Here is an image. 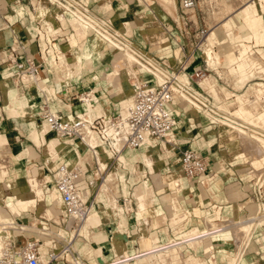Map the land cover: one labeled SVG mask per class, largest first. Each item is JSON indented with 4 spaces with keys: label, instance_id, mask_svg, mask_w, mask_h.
Segmentation results:
<instances>
[{
    "label": "rangeland",
    "instance_id": "1",
    "mask_svg": "<svg viewBox=\"0 0 264 264\" xmlns=\"http://www.w3.org/2000/svg\"><path fill=\"white\" fill-rule=\"evenodd\" d=\"M161 1L163 0H144V2L141 0H133V5L134 4L136 5L135 11H140V9L142 11L141 12L142 19H145L144 23L142 24L148 25V28H150V31H152L153 29L156 30L157 34H156L155 39L153 40L154 44L156 43L154 45V48L156 49L161 48L167 51L169 48L172 47V46L167 47V42L171 43L172 40L170 39V35L168 31L167 33L163 31L164 29L170 30V28L165 27L166 25L164 26V24L163 25L159 24L157 18L164 19V21L171 23V20H170L171 18L169 15L175 18L178 17L179 20L184 21L186 25L185 26L186 30L183 31V35L182 37H180V41L185 44L189 52V56L193 55L195 59L197 60L195 62L197 64L200 61L199 59H202L203 65L201 68L203 69L206 66L207 68L206 74L208 75V78H213L217 86L219 87L223 86L227 90L230 89V87L228 86L234 87V82H236L237 80V76H236L237 73L233 69H231V66H229L226 63V59L223 56V53L226 52L228 49H230L233 42L224 35L220 26H218V22L220 20L224 19L225 16H229L234 13L233 11L231 12V14L227 12V8L225 7V4L227 3H225V0H196V7L186 12L182 11V9L180 8L179 0H171L169 4L167 3L168 7L170 6V3H171L172 8H170L171 7L170 6L169 9H167L168 7L167 5H165L166 2L164 1L161 2ZM51 3L55 6L57 5L55 2H51ZM237 5H238V2L232 3V7L237 6ZM41 7H43L46 11L45 6L40 5V8ZM148 7H152L153 9L157 10V14H148V13L145 14L144 11H147ZM224 7L226 10L223 9ZM249 7L253 8L254 13H258L257 16H255L254 18H251L249 17V15L246 16L245 14H243L240 16L239 19L237 18V20L238 21L245 20L250 23L252 22L254 25H257L258 22L256 21L258 18L256 17H258V15H260L261 11L264 9V2H260L257 4L253 3V4H250ZM59 17H60L59 19L63 22L64 17L63 16H59ZM47 20L50 21L54 19L48 18ZM72 20H75L71 22V26L73 30H74V25L80 28L81 30L78 33H76L74 30L75 34H71L69 36V38L73 37L75 39V43H76L77 38L79 39L84 38L87 33H90L95 38L98 35V33L96 31H93V29H91L88 25L79 22V20H77L74 15L72 17ZM125 25L126 24L123 23L120 29L114 28L116 33L119 35L118 37H116L110 32L112 36H114L116 39L113 37L112 38L118 42H121L122 45L124 44V41L129 43V40H128L129 36L126 34V33H129V30L124 27ZM201 28L205 29L204 35L202 37H200L197 34L198 30ZM57 29L58 28L55 24V21H54V26L52 29H49L47 27V30H50V31L51 30L57 31ZM212 29H214L217 39H216L215 44H211V46L215 50L220 51V56L218 55L217 57L218 58L217 64L216 66H213V67L209 66L208 64L205 65V62H204L205 61L204 55L206 56L205 50L207 48H210L212 50L210 46L205 45L208 41L206 40V37ZM172 30L174 31V29ZM234 31L238 32V30H234ZM167 38H168V41H167ZM122 40L124 41L122 42ZM246 43H248L251 46V50H254L253 51L254 54L255 53L261 54V51H264V45H254V42L252 41H248ZM130 44L132 45L131 47L135 51H137L136 53L142 57L143 61L144 59L145 60L148 59L145 57H149L158 63L159 69L162 73L171 71L169 70L168 67L163 66V64L160 62L161 60L163 61L165 60L164 63H166L170 67H173L172 63L169 60H167L166 54L168 53L166 54L164 53V57H162L161 59L159 58L154 59L148 53L144 52L137 45L133 46L131 42ZM103 46H105V44L102 45L100 50L93 51L92 55L96 57V54L99 53L103 49ZM51 48H50V45L47 47L42 46L43 50H41V54H43L44 60H45V57L47 58L45 52L49 54V57L47 59L48 62H46V64L53 70L54 81L60 84V86L59 88L56 87V89H53L52 86H47L46 83H44V81L43 82H41V80L37 81V85L39 89L45 90V91L42 92L43 94L39 95V98L35 99V114H34V111L32 113L33 117L35 118V125L31 128H29L28 125L24 126L25 137H22V139L25 140L26 144H29V145L34 144L36 151L40 153L39 160L38 162H36L37 164L36 170H39V171L41 170V172L38 175L45 174V176H47L50 179V181L47 184L49 190L48 192H44L42 188L40 187L39 185L40 180L37 178L36 171L35 169L30 167V164L33 162H30L29 164H27L25 167L26 168L25 172L23 171L24 175L21 176L18 181L20 182L19 187H22L21 192L26 193L23 195V197L27 205L22 207L21 210H18L20 213H22L23 216H25V219L27 218V221L25 220V222H23L24 220L22 221L20 219L21 216L17 215L18 211L15 209V206L13 205V203H16L18 201L19 196H15L12 202H7L6 197L11 192L8 191L6 194V197L3 198L2 196L3 191L1 190V186H0V221L3 223H10V225L12 224L11 228H9V231L7 232L8 234H4L3 236H1L0 241L3 240L5 237L17 238L19 241H24L25 238L27 239L39 238L40 239V253L44 256L43 259L47 260L48 255L50 253L58 252L62 248L63 241H64L63 239L66 238L65 240H68L69 244L71 243L70 244L71 252H68V253L72 254V257L76 261L74 260L73 263H70L67 261L66 255L62 254V255H58L49 264H100V257H101L100 248L102 247L105 250L104 258L107 259L106 257L109 255L108 251H112L108 248L110 246V244H108V241L110 240L108 239L104 240V239H101L99 236L96 237L95 235L92 236V232L93 230H96V228H93V229L91 228L87 233L85 232V229H84L83 233L84 234L86 233L85 235H75L73 234L75 233V231L72 228L68 229L67 226L63 227V224H61V226H57L55 222L60 221L61 219L60 212L62 211H58L56 208L54 211H51L50 209L54 205L55 199L58 198L57 195L54 194L52 190L51 169L59 163H65V164L68 163V156L63 155L61 158H59L58 155L52 156L48 154L46 152L45 147L49 144V139L57 141L62 146L67 147L68 152L72 153V157H74V159H77L78 151H80L81 148H79L78 142L74 139H70V138L59 139L58 137H56L54 132H52L47 127L45 122L38 116L39 115L38 113L41 110V105L43 101L47 102V105L51 110L62 111L64 114H67L68 116H74V114H79L80 112L81 114L86 113L87 106L84 100L81 99V97L88 96L91 89L94 90V94L97 96V101L94 102L92 105L90 117H93L98 114H102V111H104L105 114L122 113L124 110V105L120 104V100L115 97L116 91L119 89L125 90L122 100H126L129 97H132L131 87L123 86V82H127L128 80V84L131 83L132 85V81H136L137 79H132L134 77H132L131 79L130 77L122 78V72L118 68L114 67V63L112 64L111 62H107V63L102 62L103 65H107L106 67L109 68L107 69L109 71L104 72V78L97 77V76H95L94 78H90L86 76H83V77L73 76L71 78V73L77 75L79 70L83 69L82 67L85 65V63H83L80 60V62H75L73 64L72 63L64 64V68L66 71L70 73V77L69 78L64 77L61 80L60 78H57L58 73L60 74L61 70L59 68H58L59 70L55 69L50 63L51 53L49 52V50ZM53 49L56 50L57 47L54 46L52 48V51ZM107 49L109 50V52L111 51L113 57L115 53L119 54V51H120V50L115 49L114 47L106 48V50ZM53 52L57 60H59L58 57L60 56L62 57L61 58L62 60H65L67 57H69L59 50L56 51L58 54L55 53V51ZM212 54L216 55L215 53H212ZM112 62H113V58H112ZM88 65H92L91 66L92 70L101 69L100 68L101 65L100 67H96L97 65L95 61H93L92 63L89 62ZM174 69L177 70V67H174ZM185 70L186 72L189 73L194 69L190 70V69H187V67H185ZM48 71L51 73L50 70ZM89 74L91 73L89 72ZM138 76L140 77V80H148L152 82L151 76L150 74L146 73L145 68H141ZM179 78L183 79V76H180L179 74ZM153 79L155 82L154 77ZM202 80L203 78L193 81L192 86L195 90H201V89L203 90L202 95L204 97L203 100L205 101L204 103L206 104V107H202L201 109H198L192 103H190L188 99H186L183 96L177 98L172 103V108L176 115L177 124H178L176 131H175L174 138H173V142L175 143V146L173 147L167 146L166 149H162L160 145L149 148L146 154L149 155L153 160L152 167L147 165L142 157L144 153V146L138 149H133V150L126 148L121 152V154L119 155L120 157L118 158H119V161L123 163L122 161L124 160L121 159V156H123V153L130 152L133 155L127 159L128 162L125 165L118 164V162H115L114 166L111 168L108 167V169L110 171H115L117 173L119 182L120 181L125 182V184L128 186V187L126 186V189L128 192H130L131 195H133L134 201H136V199L134 198V192H135V189H137V187L141 191H146V190L149 191L151 189L150 190L151 199L150 201H148L149 203L153 201V195L154 197H160V196L164 197L166 195L167 198H169V196L172 195L173 192H175V189L177 188V187H174L173 189H169V188L159 189L158 187H156L154 180L159 178L162 174L169 172V171L178 173L182 181L179 186V190H180L179 197L182 203L181 205H179L180 219L177 222H171L169 220L168 239L169 240H180L178 239L177 236H180V234H182L183 232H187L190 230L201 232L206 227L207 228L209 227H216V228L222 227L223 228V230L214 233L213 235L209 236L206 240H201L200 242L190 243V244L186 242H182L181 246L177 248L178 249L177 252H180L179 255L181 257V261L184 262L185 264H191L192 263L191 259H194V261L196 262L195 264H228V262L229 264H231V262L232 264L233 263L241 264V261H236V258L234 257L235 256L234 254L237 248L236 242L237 240L240 241L241 237H238L239 238L238 239L234 235L233 229L231 227L232 225H234L233 223H237L239 222V220L244 221V220L255 218L254 216L257 210L256 203H255L256 207L254 211L251 212L250 214H245L243 216H236L235 215L236 212L233 213L230 207L225 208L224 205L226 204L222 205V204H219L220 202L216 201V204H212L211 206H209L208 203L211 204L210 201L212 199V196L215 194V191L221 187V182L224 179L223 177H228V176L222 175L221 171H224L223 173H225V175H228L226 171L234 169V168L238 169L239 171H243V170L247 171V173L244 175V178L247 179L248 183H251L255 179V177L259 176L260 173L264 171V157L261 156L259 152H256V150L250 151L249 148H244L238 142V134L236 130L234 128H231L227 124H223L222 126V123H221L223 114H227L230 116H234L236 118H242L243 120H246V122L248 121L249 123L255 125L256 124L255 114L258 113L261 115L260 117L261 125H255V126H259V128H261L264 131V110L261 111V110H256L253 108V103H254L253 100H255V95L245 93L243 96H239L240 93L245 91L249 83H253L255 81L264 82V73L263 74L262 73L251 74L250 76H248L244 86L240 88H236L237 90L234 93H239L237 95H231L229 93H224V92L213 95L207 92L202 87V84H201ZM87 81L89 82L87 83ZM70 82L71 84H69ZM97 83H99V85L104 88H101V87L99 88V86L96 85ZM111 88L114 89L113 92H110ZM259 98H262V100H264V94H260ZM240 102H242V106H240L241 105ZM66 104H69L70 107L67 108ZM220 106L221 108L219 110L218 108ZM222 106L225 109H223ZM221 109L223 110L228 109V110L225 112ZM216 110H218L219 112L218 111L216 112ZM25 111L30 112V109L29 110L27 109ZM231 111L232 113L228 114ZM233 111L235 112V114L233 113ZM220 112H221L220 117L214 115L215 113L219 114ZM238 115L242 117H239ZM211 116H215L218 119L215 122H211V119H212ZM30 121L32 124V120ZM262 121H263V125H262ZM8 124L11 125L10 121L8 122ZM35 129L37 130V136H38L39 141L38 140L36 141V139L34 138L32 134V131ZM28 131H30L29 133L30 135L28 134ZM13 132H16V129H12L10 127H8L7 133L0 130L1 135L10 134V133L15 135V133ZM43 132L48 133V139L46 140L43 139ZM171 141H172V138H171ZM181 148L194 149L198 151L199 153H201L202 155H204L208 159V169L202 178L198 180H193V179L191 180L185 177V175L182 173L180 164L178 161V158H179L178 149H181ZM247 149H249V151H247ZM5 150L7 151V153L4 152L5 155L3 156V159H1L2 157H0V181H2V179L5 178L6 175H8L7 167H8V164L10 163V157H11V155H8L10 152L9 143L6 144ZM86 156H89L88 158H90V155L87 154ZM87 159L86 158L84 159L83 157V161L81 162L82 165L83 166L88 165L90 167L92 166V168L95 169L94 162L91 165L93 159L92 158L88 159L89 162ZM85 160H87V162ZM54 161H55V165L51 166L52 163H54ZM26 173H29L30 177H29V174H26ZM96 176L98 177L96 178ZM100 176H101L100 174L94 175L90 170H87L86 182L90 181L91 179L94 180L95 182H98L100 180ZM146 180H149L151 182V185L147 188L143 186L145 185ZM7 182L8 184H10L11 183L10 179L9 180L7 179ZM215 183H217V186H218L217 188H215L214 186ZM118 189H119V186H118ZM86 190L88 192L90 191L89 188ZM120 193L121 192L116 193L117 198H119ZM96 196H97L96 201H97V205H98L97 208H98L99 205L103 204L105 198L101 199L102 196L101 198H98L99 197L98 194H95V197ZM250 198H251V195L245 198V199H248V200H245L246 204L251 202ZM252 198H254L253 194H252ZM198 203L200 205H198ZM209 207H211V209H209ZM118 208L121 210L122 209L124 210L123 206L121 205V202L117 200V206L115 209H118ZM183 209L188 210V212H185V216H183V213H182ZM54 217L56 218L54 219ZM193 218L194 219L198 218V221L193 223L192 221ZM182 219L183 221H181ZM207 219H211V220L209 221ZM251 222L252 224L249 223L251 224L249 226L250 231L248 230L249 231L248 236L250 237V238L248 237V239L250 240L248 241V245H245L244 249L242 250L243 251L241 254L242 258L249 251L252 252L253 254H257L260 251L259 249L264 247V232H262V230H264V225L260 223V225L256 227L255 225L256 221H251ZM92 224H98V222L91 221L89 226ZM21 226L22 228L23 227L24 228L22 229ZM34 226L36 227V229ZM146 226H148V223L147 225L145 224V227ZM12 227H15V228H12ZM140 227L142 230H144L143 224ZM40 230H42V233L44 232L45 234L44 233L42 234ZM49 235H52V236H49ZM45 236L47 238V242H46ZM58 236L59 237L61 236L64 238L61 239V238H58ZM151 239L156 244L159 243L156 237H151ZM214 239H216V243H220V244L226 243L229 251L231 252V253L226 252L222 263H217L215 259L216 252H213V245L211 244V241H214ZM202 241H205V242H202ZM76 242H78L79 245L78 247L73 248L72 245ZM192 244L195 245L194 250L199 249L200 251H202V254L192 252L193 250ZM202 246H204L205 248L202 249L201 248ZM177 249H174V248L171 249L169 252L170 254L169 257L164 258L165 261L159 258L158 255H156L155 256L156 261L154 264H175V257H176L175 250ZM89 255L90 257L87 258L86 256H89ZM93 255L96 257V260L91 259ZM88 260L90 261L88 262ZM101 260L103 262H110L114 259L103 260L101 257ZM130 261L131 262L133 261L134 263H137V264H143L144 259L138 258L136 261H134L133 259Z\"/></svg>",
    "mask_w": 264,
    "mask_h": 264
},
{
    "label": "crops",
    "instance_id": "2",
    "mask_svg": "<svg viewBox=\"0 0 264 264\" xmlns=\"http://www.w3.org/2000/svg\"><path fill=\"white\" fill-rule=\"evenodd\" d=\"M66 1L74 6V9L69 8L71 10L70 13L65 9H63L61 5L55 6L48 0H36V1L35 0H0V130L7 133L8 127L12 129H16V132H13L15 133V135H13L12 133L5 135L0 134V156L4 154V152L7 153V151L5 150V146L7 143H9V151L11 152V153L9 152L8 154L11 155L10 163L8 164L7 167L8 175H6V177L3 178L2 181H0V186H1V190L3 191V195H2L3 198L6 197L8 191H10L11 193L17 192L13 194L11 198L13 201L15 196H19L18 201L16 203H13L17 211L21 210L22 207L27 205L23 197L24 194L18 190L20 183L18 181L20 177L24 175L23 171L25 172L26 165L29 164L30 162H33L30 164V167L35 169L37 176H39L38 174L41 172V170L40 171L36 170L37 169L36 162H38L39 160L40 153L36 151L34 144L32 145L26 144L25 140H23L22 137H25L24 126L28 125L29 128H31L35 125V118L33 117L32 114L33 111L35 114V99L39 98V95L43 94L42 92L45 90L39 89L37 85L38 80L36 81V83L32 81L22 82V81H18L15 78L14 76L15 67L12 63L6 60L7 54L9 53V49L7 48L8 43L14 40L18 41L23 46V49L19 51V57L22 58L23 56H31L34 57L38 62H40L41 68L39 72V78L40 80H43L47 86H52L53 89H56V87L59 88L60 84L54 81L53 70L46 64V62H48L47 59L49 57V54L47 52H45L47 58L45 57V60L43 59L44 58L43 54H41V50H43L42 46L47 47L50 45V48L51 47L53 48L55 46L57 47L56 50L53 49L55 53H57L56 51L59 50L67 56H73L74 60L76 61L81 60L83 63H85V65L82 67L83 69H80L77 75L71 73V78L73 76L74 77L86 76L90 78H94L95 76H97L104 78V72L109 71L107 70L109 68L106 67L107 65H103L102 62L105 63L111 62L113 64L112 62L113 55L111 51L109 52L108 49L106 50V48L103 47V49L96 54V57H94L92 55L93 51L95 50L98 51L101 48L99 47V49H97L95 47L96 38L92 36L90 33H87L84 38L81 39L77 38L76 43L73 37L69 38L71 34H75L74 30L76 33L81 31L80 28H78L77 26L74 25V30L71 26V22L75 21L72 20L73 17L72 10L75 9L82 10V8H84L86 9L88 14H90L91 16H93L98 20L102 21L104 19H110L111 26L113 28L120 29L123 23H125L127 27L126 25L124 27L129 30V33H126L129 36V38L127 37L129 42H131L135 46L137 45L138 47H140L144 52L148 53L154 59L155 58L161 59L162 57H164V53L165 54L168 53L166 54L167 60H169L172 63L173 67L178 68L180 64L184 63L187 69L191 70V69L201 68L203 65L202 59H199L200 61L198 64L195 63L197 61L195 57L193 55L189 56V52L185 44L180 41V37H182L183 31L186 30L185 27L186 25L185 22L182 20L180 21L178 17L175 18L169 15L171 18L170 19L171 23L164 21V19L157 18L159 24L161 25L164 24V26L166 25L165 27L170 28V30H165V29L163 30L166 33L168 31L170 35V39L172 40L171 43L167 42V47L168 46L169 47L172 46V47L169 48L167 51H165V49L154 48L155 44L153 40L156 37L155 34L156 30L153 29L152 31H150L148 25L142 24L144 23L145 19H142L141 9L140 11H135L136 5L135 4L133 5V0H66ZM40 5L46 7V11L43 7H41L44 10L43 15L39 14V11L41 9ZM249 5L250 4L247 3L241 6L240 8H242V10L244 11L243 14H245L246 16L249 15V17L254 18L255 16H257L258 13H254L253 8L249 7ZM79 6L82 8H80ZM147 9H148L147 11H144L145 14L146 13L157 14V10L153 9L152 7H148ZM59 16L64 17L63 22L59 19L60 18ZM48 18L54 19L55 24L58 28L57 31L47 30L46 21H48L47 20ZM237 18L239 19L240 16H237L235 13H233L229 16H226L224 19L218 22V26H220L224 35L233 42L230 49H228L226 52L223 53V56L226 59V63L229 66H231V69H233L237 73L236 75L237 80L236 82H234L235 88L233 86H228L230 87L229 89L230 91H229L225 89V87L223 86L219 87L216 85L214 79L208 78V75L206 74L203 80L201 81V84L202 87L207 92L213 95L223 92L229 93L231 95H237L239 93H234L237 90L236 88H240L244 86L248 76H250L251 74L264 73V51H261V54H256V53L254 54L253 53L254 50H251V46L248 43H246L248 41H252L254 42V45H264V9L261 11L260 15L256 17L258 18L256 21L258 22L257 25H254L252 22L250 23L245 20L238 21ZM241 22L244 23L246 22L245 23L246 30L241 29V24H240ZM172 29H174V31ZM234 30H238V32H235ZM7 33H9V35ZM216 39L217 36L214 32V29H212L206 37V40L208 41L205 45L210 46L212 48L211 44H215ZM70 40L73 41L72 44L74 43L75 44L74 45L70 44L69 43ZM212 50L214 52L216 51L220 56L219 50H215L214 48H212ZM40 56L42 57V59L40 58ZM204 59L206 60V63L209 66L213 67L216 66L218 58L213 56L209 59L204 55ZM93 61L96 62L97 65L96 67H100L101 65L100 67L101 69L92 70L91 67L92 65H88V63L89 62L92 63ZM48 70H50L51 73ZM89 72L91 74H89ZM69 77H70V73H69ZM88 82L89 81H87V83ZM69 84H71V82ZM96 85H98L99 88L101 87L99 83H97ZM123 86L125 87L128 86L131 87L132 89V85L131 83L128 84V80L127 82H123ZM253 87L259 89L261 94H264V82L255 81L253 83H249L245 91L240 93L239 96H243L245 93L254 94L255 100H253L254 102L253 108L262 111L264 110V103H263L264 100H262V98H259V96L256 95ZM110 90H111L110 92L114 91L113 88H111ZM240 104H241L240 106H242V102H240ZM27 109L28 110L30 109V112L25 111ZM255 116H256L255 125H261L260 124L261 115L256 113ZM30 120H32V124ZM9 121L11 125L8 124ZM262 125H263V121H262ZM255 127L258 128L259 131H262L264 133V131L261 128H259V126H255ZM29 133L30 131H28V134ZM32 134L36 139V141L37 140L39 141L36 129L32 131ZM30 147L35 151L36 154ZM124 154L125 153H123V155ZM118 157L120 156L118 155ZM118 157L116 158V162H118V164L125 165L128 162L127 160L128 158H126L124 161H122L123 163H121ZM221 172L222 175L228 177H223L224 179L221 182V187L215 191V194L212 196V199L210 201L211 204L208 203V205L211 206L212 204H216V201L220 202L219 204L222 205L226 204L224 205L225 208L230 207L233 213L236 212L235 214L236 216H243L245 214H250L251 212H253L256 207L255 206L256 202L254 201V198H252L251 183H248L247 179L244 178V175L247 173V171L244 170L239 171L238 169L234 168L226 171L228 175H225V173H223L224 171ZM7 179L8 180L10 179L11 181L10 184H8ZM126 186L127 185L125 184V182L123 181L118 182L117 191L121 192L119 198H117L118 201H120V197L122 193L123 194L127 193ZM214 186L215 188H217L218 187L217 183H215ZM136 190L137 189H135V192ZM178 194L180 195V190ZM250 195H251L250 198L251 202L246 204L245 200L248 199L245 198ZM164 197L162 196L154 197L153 195V201L147 205L143 213L137 210V203L134 200L130 212H129L130 207L127 209V206H126V211L123 209L122 210L115 208L111 209L105 200L102 205H99L98 208H97L98 205L97 204L95 205L94 209L100 214L101 219L93 220L89 217L86 220L87 224L85 223L83 224L84 225L83 228L85 229L86 233L91 228L92 229L96 228V230H93L92 236L95 235L96 237L99 236L101 239L110 240L108 241V244H110L108 248L112 251H108L109 255L106 257L107 259L104 258L105 250L102 247L100 248L101 257L103 260H111V259L115 260V258L120 257V255H126V254H128V256L137 255V254L141 255L144 253H148L151 249L157 247H160V249L163 250L164 252L163 257L167 258L170 255L169 252L171 249L179 248L182 242L188 243L187 241L184 240L185 238L192 237L194 234L204 233L207 231L208 229L207 227L203 229L201 232L190 230L187 232H183L182 234H180V236H177L178 239L180 240H169L168 223L169 220L171 222H177L180 219V214H179L180 207L177 205L174 209H169L167 207L168 198L166 195ZM179 203L180 205L182 204L181 200H179ZM198 205L200 204L198 203ZM209 209H211V207H209ZM185 212H188V210L187 209L182 210L183 216H185ZM143 214L148 215L150 219L148 222L150 223L148 224L149 226L148 227L146 226L147 228L145 227L146 230L144 229L145 232H143V230L140 227L141 224L138 222V220L143 217ZM17 215L21 216L20 219L22 221L24 220L23 222H25V220L27 221V218L25 219V216H23L22 213H20L19 211L17 212ZM160 216H164V219H162L163 217ZM157 218H159V220H161L162 222L158 221L157 224L156 223L158 220ZM207 220L210 221L211 219H207ZM91 221L98 222V224H92L89 226ZM181 221H183V219ZM192 221L193 223H195L198 221V218L197 219L193 218ZM120 223L122 224V226L120 225ZM213 228L215 230L212 231L210 236L216 232L223 230V229L217 230L216 227ZM122 229L124 233H122ZM117 230L119 232L121 231L120 233L122 235L118 233ZM115 232L117 233L116 235L118 237V238L116 237V239L113 238ZM119 235L121 236L119 237ZM151 237H156L159 243L156 244L155 242H153ZM249 240L250 239H248V241ZM168 241H174L176 242V245H172L170 247H163V245L167 244ZM211 244L213 245V252H216L215 259L217 263H222L226 252L231 253L226 243L223 244L216 243V239H214V241H211ZM246 245H248V243ZM192 246H193L192 252L202 254V251H200L199 249L194 250L195 247L194 244H192ZM201 248L204 249L205 247L202 246ZM259 250L260 251L257 254H253L252 252L249 251L243 258L241 257V259H239L238 261H241V264H264V247H262ZM177 251L178 249L175 250V254H176L175 264H185L184 262L181 261V257L179 255L180 252ZM86 257L88 258L90 257V255ZM164 258L163 260L165 261ZM91 259L96 260V257L93 255ZM132 259L136 261L138 258H132ZM155 259L150 262L144 260L143 264H147V263L154 264L156 261ZM89 261L90 260H88V262ZM191 262H190L191 264L196 263L194 259H191ZM131 264H137V263H134L132 261Z\"/></svg>",
    "mask_w": 264,
    "mask_h": 264
},
{
    "label": "built area",
    "instance_id": "3",
    "mask_svg": "<svg viewBox=\"0 0 264 264\" xmlns=\"http://www.w3.org/2000/svg\"><path fill=\"white\" fill-rule=\"evenodd\" d=\"M48 1L62 5L63 9L69 13L71 12L69 8L74 9V6L66 0ZM179 5L182 11L186 12L196 7V0H179ZM82 10L87 12L84 8ZM98 21L113 35L119 36L111 26L110 19ZM96 27L104 30L103 27ZM204 32L205 29L201 28L197 34L202 37ZM13 42L14 45L10 43L7 46L9 53L6 60L14 65L15 78L22 82L32 81L36 83L40 79V62L31 56L19 57V51L23 49V46L16 40ZM40 58L42 59L41 56ZM160 62L171 71L160 73L162 79L159 82H154L153 77H156L152 71L146 72L150 74L152 82L148 80L133 82L132 100L124 113L98 114L92 118H89L88 115L82 117L78 114L68 116L62 111L51 110L47 102L43 101L38 116L59 139H74L81 149L88 148L92 151H100L103 148L106 150L109 154L107 163L110 168L114 166L115 157L123 149H138L144 144L154 147L160 145L162 141H166L168 147H173L175 146L173 138L178 124L172 103L177 98L182 97V94H186L199 103L201 107H206L203 102V90H195L192 82L204 78L207 68L206 66L203 69L196 68L188 73L184 63L175 70L163 60ZM204 62L207 65L206 60ZM153 70L157 71L155 68ZM179 74L183 75V79L179 78ZM214 115L220 117L218 113ZM215 116H211V122L218 119ZM83 126L92 131V137L88 138L85 133L81 132ZM171 138L172 141L170 142ZM115 144H118L119 148ZM178 157L181 171L185 177L198 180L205 175L208 169V159L204 155L194 149L183 148L178 149ZM87 170L95 174L94 168L77 163L73 165L59 163L51 169L52 190L63 206V210L60 212L61 219L55 222L57 226L63 224V227H66L71 222V228L75 230V227L85 220L88 213L97 204L94 191L91 189V181L86 182ZM88 188L90 191L84 193ZM251 190L257 205L253 220L256 221L257 227L260 223L264 225V171L251 182ZM120 202L125 211L126 206L130 207V212L133 205V195L128 191L126 194L122 193ZM58 238L64 237L58 236ZM65 239H63L62 248L58 252L50 253L48 259L44 260V256L40 253L39 238H25L24 241H19L17 238L5 237L0 244V264H49L58 255H66L71 252L69 241Z\"/></svg>",
    "mask_w": 264,
    "mask_h": 264
},
{
    "label": "bare ground",
    "instance_id": "4",
    "mask_svg": "<svg viewBox=\"0 0 264 264\" xmlns=\"http://www.w3.org/2000/svg\"><path fill=\"white\" fill-rule=\"evenodd\" d=\"M144 2V0H141ZM165 3V5H167V3L169 4V2L171 0H163ZM161 1V2H163ZM233 2H238V5L237 6H234L232 7V3ZM260 2H264V0H225V7L227 8V12L231 14V12L233 11L237 16H241L243 15L244 11L242 10V8H240L241 6H243L245 3H248V4H251V3H260ZM173 3V2H172ZM164 4V3H163ZM236 5V3H235ZM64 6H67V5H64ZM170 6H171V3H170ZM169 6V7H170ZM164 7V6H163ZM168 7V5H167ZM169 7L167 9H169ZM225 7L223 9H225ZM172 8V6L170 7ZM230 9V10H229ZM226 10V9H225ZM226 12V11H225ZM72 13L73 15L75 16L76 19H78L81 23L83 24H86L88 25L91 29L95 30L98 35L96 36V45L95 47L97 49H99V47L101 48L102 45L105 44V48H111V47H114L115 49L117 50H120L119 51V54H114V57H113V63H114V67L118 68L121 72H122V78H125V77H130V79L132 77V79H137L136 81H132V83L134 82H139L140 81V77L138 76L139 73H140V70L141 68H145L146 72L147 71H152L154 72L155 74V82H159L161 81L162 79V76L160 75V73H162L159 69V65L158 63L155 61V60H152L151 58L149 57H145V58H148L147 60L142 59V57L140 55H138L131 46L130 42L127 43L125 42L124 40H122V42L124 41V44L122 45L121 42H118L116 40H114L112 38V34L110 33L109 30H107L105 27H103L101 25V23L96 19L94 18L93 16H91L90 14L80 10V9H75V10H72ZM227 13V14H228ZM39 14L40 15H43L44 14V10L43 8L40 9L39 11ZM226 14V15H227ZM229 15V14H228ZM226 17V16H225ZM47 22V27L49 29H52L53 26H54V20H50V21H46ZM246 23V22H245ZM244 22H241V29L242 30H246V25H245ZM96 26H100V27H103L104 30H101V29H98ZM10 30V29H9ZM11 31V30H10ZM9 35V33H7ZM155 34L156 31H155ZM161 34V33H160ZM7 35V36H8ZM162 35V34H161ZM10 37V36H9ZM160 37V35H159ZM165 40V39H164ZM8 41V40H7ZM156 41V40H155ZM160 41V40H159ZM163 41V40H161ZM11 44L14 45V42L11 41L10 42ZM8 43V44H10ZM70 44L73 43L72 40L69 41ZM159 43V42H157ZM161 43V42H160ZM156 44V43H155ZM135 46V45H133ZM207 48V47H206ZM205 48V49H206ZM138 50V49H137ZM49 52L51 53V60H50V63L51 65L55 68V69H60L61 72L60 74L58 73V76L57 78H60L62 80V78L66 77L68 78L69 77V72L65 70L64 68V64H70V63H75V62H80V61H76L73 59L72 56H69L67 57L65 60H62L61 56L58 57L59 60H57L55 58V54L54 52L52 51V48L49 50ZM212 53H215L216 55H213ZM58 54V53H57ZM205 54H206V57L207 58H211L213 56L215 57H218V54L217 52H213V50H211L210 48H207L205 50ZM64 55V54H63ZM145 55V54H144ZM64 58V56H63ZM213 59V58H212ZM211 59V60H212ZM146 61V62H145ZM67 66V65H65ZM156 69L157 71H154L153 69ZM58 69V70H59ZM71 69V68H70ZM69 69V70H70ZM65 70V72H64ZM57 75V73H56ZM40 80V79H39ZM57 80V79H56ZM41 82H43V80H41ZM118 82V81H117ZM131 82V81H130ZM253 89L255 90V93L257 96H259L261 94L260 90L259 89H256L255 87H253ZM124 92L125 90L123 89H119L116 91V94H115V97L117 99L120 100V104L124 105V110L122 113H124L126 111V108L127 106L131 103V100H132V97H129L128 99L126 100H122V97L124 95ZM195 95V94H194ZM183 97H185L186 99H188V101L190 103H192L196 108L198 109H201V105L199 103H197L196 101H194L192 98L186 96L185 94H182ZM103 98V97H102ZM82 100H84V102L86 103V106H87V112L86 113H82L81 112L78 114L80 116H84V115H87L88 113V116L89 118H92L90 117V113H91V109H92V105L94 102L97 101V96L94 94V90H90L88 96H83L81 97ZM110 99V98H109ZM202 99V98H201ZM102 100V99H101ZM106 100V99H105ZM103 102V101H102ZM203 102H205L203 100ZM209 105V104H208ZM207 105V106H208ZM213 105V104H212ZM220 105V104H219ZM226 105V104H225ZM224 106V104H223ZM222 106V107H223ZM230 106V104H229ZM228 106V107H229ZM66 107L69 108V104H66ZM209 108V107H208ZM221 106L218 108L220 110ZM223 109H225L223 107ZM221 109V110H223ZM207 110V109H206ZM214 110V109H213ZM228 109L226 110H223V111H227ZM218 110H216L217 112ZM230 111V110H229ZM208 112V111H206ZM219 112V111H218ZM224 112V113H225ZM105 114L104 111H102V114ZM232 113L229 112L228 114ZM233 113L235 114V112L233 111ZM221 114V112L219 113ZM107 115V114H105ZM233 115V114H232ZM240 115V114H239ZM238 115V116H239ZM220 116V115H219ZM239 117H242V116H239ZM220 119V118H219ZM221 123H222V126L223 124H227L228 126H230L231 128H234L238 134V142L244 147V148H249L250 151L251 150H256V152H259V154H261V156H264V133L262 131H259L258 128H256L254 125L250 124L248 121L246 122V120H243L242 118H236L234 116H230V115H227V114H223V117L221 119ZM81 132L82 133H85V135L90 138L93 136V133L92 131H90L87 127L83 126L82 129H81ZM109 132H111L109 130ZM262 132V133H261ZM43 139L46 140L48 139V133H45L43 132ZM43 140V142H44ZM170 142H171V139H170ZM115 146L117 148H119V145L118 144H115ZM144 153L142 155L144 161L146 162L147 165H149L150 167H152L153 165V160L152 158L146 154L147 150L150 147L149 144H144ZM161 148L162 149H166L167 147V142L166 141H162L161 144H160ZM76 148V147H75ZM159 148V147H158ZM46 149V152L52 156H55V155H58L59 158H61L63 155H66L68 156V163H66L67 165H73V164H81L82 165V161H83V157L84 159L88 158L89 156H86L87 154L90 155V158L93 159L91 165L93 164L94 162V166H95V173L94 175H101L100 176V180L98 182H95L94 180H90L91 181V189L95 192V194H98L99 197L98 198H105L106 202L108 203V206L113 209V208H116L117 206V196H116V193H117V185H118V176H117V173L115 171H110L108 169V163H107V157L109 156L108 152L106 150H104L103 148L100 149V151L96 150V151H92L91 149H88V148H84V149H81L80 151H78V154H77V159H74V157H72V153L71 152H68V148L67 147H64L62 146L59 142L57 141H54V140H51L49 139V144L45 147ZM161 149V150H162ZM249 149H247V151H249ZM124 150V149H123ZM122 150V151H123ZM121 151V152H122ZM245 151V152H247ZM163 152V151H162ZM255 152V151H254ZM253 152V153H254ZM255 152V153H256ZM249 153V152H248ZM121 153H119L118 155H120ZM258 154V156H259ZM5 154H2L0 157H2L1 159H3V156ZM118 155L115 157V160L116 158L118 157ZM133 154L130 153V152H126L123 156H121V159L122 160H125L126 158H129L131 157ZM8 157V156H6ZM88 158V159H90ZM6 159V158H5ZM87 159V160H88ZM87 160H85L87 162ZM4 161V160H2ZM7 162V160H6ZM89 162V160H88ZM5 163V162H4ZM52 165H55V161L54 163H52ZM93 166V167H94ZM92 167V166H91ZM134 168V167H133ZM260 169V168H259ZM101 173H100V172ZM29 172V171H28ZM99 173V174H98ZM254 173V172H253ZM26 174H29V173H26ZM259 174V173H258ZM257 174V175H258ZM28 176V175H27ZM29 177H30V174H29ZM98 176H96L97 178ZM37 178L40 180V187L42 188V190L44 192H48V182L50 181V179L45 176V174H41L39 176H37ZM36 178V179H37ZM95 179V178H94ZM97 181V180H96ZM155 185L156 187H158L159 189H173L174 187H177L175 189V192H173L172 195L169 196L168 200H167V207L169 209H174L177 205L179 206L180 203H179V200H180V195L178 194L179 192V186H180V183H181V179L179 177V174L178 173H175L173 171H169V172H166L164 174H162L159 178L155 179ZM38 185V184H37ZM38 185V186H39ZM151 185V182L149 180H146L145 181V186L146 188L149 187ZM145 188V189H146ZM18 190L21 192L22 190V187H18ZM151 190V189H150ZM150 190H146V191H141L139 190V188L137 187V190L135 192V198H136V203H137V210L140 211V212H144L147 205H148V201H150L151 199V192ZM30 191V190H29ZM33 191V190H32ZM17 192H13V193H9L8 196H7V202H12V195L15 194ZM23 193V192H21ZM54 193V191H53ZM84 193H88V191L86 190ZM23 194H26L25 192ZM55 194V193H54ZM102 194V195H101ZM29 195V194H28ZM58 197V196H57ZM97 199V196L95 197ZM151 203V202H150ZM55 208L58 210V211H62L63 210V206H62V203L60 202L59 198H56L55 201H54V205L50 208L51 211H54ZM129 207L127 206V209ZM119 209V208H118ZM256 215V214H255ZM2 217V216H1ZM4 217V216H3ZM57 217V216H56ZM54 217V219L56 218ZM91 218L93 220H100V214L95 211V209H93L92 211H90L87 215V217L85 218V220L77 225V227H75V235H84V228H83V224H87V219L88 218ZM121 217V215H120ZM160 217H163L162 219H164V216H160ZM159 217V218H160ZM255 217V216H254ZM159 218H157V224H158V221L162 222L161 220H159ZM259 218V217H258ZM119 219V218H118ZM255 218H252V219H248V220H242L237 223H233L234 225H232V229H233V233L234 235L238 238V237H241V240H237L236 242V251H235V258H236V261H238L239 259H241V254H242V250L244 249L245 245L248 243V233L250 231V225L252 224L251 221H253ZM149 217L148 215H145L143 214V217L140 218L138 220V222L142 225H144L145 227V224L147 225V223L149 222ZM86 221V222H85ZM121 222V221H120ZM159 222V223H160ZM14 223V222H13ZM118 223H119V220H118ZM251 223V224H249ZM32 224V223H31ZM30 224V226H31ZM123 224V222H122ZM122 224L120 223V225L122 226ZM150 224V223H148ZM14 225V224H13ZM24 225V224H23ZM29 225V224H28ZM34 225V224H33ZM32 225V226H33ZM12 224L10 225V223H3L0 221V237L3 236L4 234H8L7 232L9 231V228H11ZM15 226V225H14ZM149 226V225H148ZM147 226V227H148ZM35 227V226H34ZM53 227V226H52ZM118 227V226H117ZM143 227V229H145ZM146 227V228H147ZM249 227V228H248ZM12 228H15V227H12ZM22 228V226H21ZM24 228V227H23ZM22 228V229H23ZM26 228V226H25ZM29 228V227H28ZM54 228V227H53ZM67 228H71V222H69L67 224ZM120 228V227H119ZM248 228V229H247ZM36 229V227H35ZM39 229V228H38ZM42 229V228H40ZM57 229V228H56ZM217 230H221L223 229L222 227L220 228H216ZM30 230V229H29ZM121 230V229H120ZM146 230V229H145ZM215 229L213 227H209L207 229L206 232L204 233H197V234H194L192 237H188V238H185L184 240L187 241L188 243H196V242H200L201 240H206L210 234L212 233V231H214ZM249 230V231H248ZM35 231V230H34ZM41 233H42V230H40ZM39 231V232H40ZM45 231V230H44ZM49 231V230H48ZM47 231V232H48ZM51 231V230H50ZM53 231V230H52ZM56 231V230H55ZM65 231V230H64ZM118 231V230H117ZM46 232V233H47ZM54 232V231H53ZM121 232V231H120ZM118 231V233H120ZM143 232H145L143 230ZM44 233V232H43ZM42 233V234H43ZM122 233H124L123 229H122ZM45 234V233H44ZM48 234V233H47ZM72 234V235H73ZM117 233L115 232L114 234V239H116ZM121 234V233H120ZM58 235V233H57ZM63 235V234H61ZM122 235V234H121ZM119 235V237L121 236ZM43 236V235H42ZM49 236H52V235H49ZM72 238V237H71ZM118 238V237H117ZM236 238V239H237ZM45 239H46V242H47V238L45 236ZM73 239V238H72ZM71 239V240H72ZM79 239V238H78ZM81 239V238H80ZM239 239V238H238ZM202 242H205V241H202ZM0 244H1V241H0ZM71 244V243H70ZM204 244V243H203ZM78 242L74 243L72 245L73 248H76L78 247ZM172 245H176V242L174 241H168L167 244L163 245V247H170ZM94 248V247H93ZM156 255L159 256V258H164V252L162 249H160V247H157V248H153L151 249L148 253H144V254H141V255H132V256H128V254L126 255H120V257H117L115 258V260L113 261H110V262H103L101 260V257H100V264H130L131 263V259L132 258H142L144 259L145 261L147 262H150L152 260H154L156 257ZM66 259L68 262L70 263H73V261L75 260L73 257H72V254L70 253H67L66 254ZM76 261V260H75ZM235 261V263H236ZM148 264V263H147ZM229 264V262H228ZM232 264V262H231ZM234 264V263H233Z\"/></svg>",
    "mask_w": 264,
    "mask_h": 264
}]
</instances>
